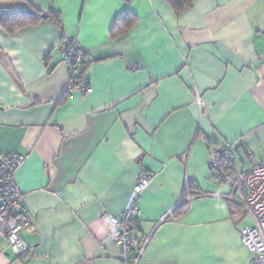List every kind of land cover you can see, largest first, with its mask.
I'll return each instance as SVG.
<instances>
[{"label": "crops", "instance_id": "0c3cea01", "mask_svg": "<svg viewBox=\"0 0 264 264\" xmlns=\"http://www.w3.org/2000/svg\"><path fill=\"white\" fill-rule=\"evenodd\" d=\"M0 8L42 14L0 22V154L27 156L16 181L31 220L21 234L31 255L0 233V264H123L103 216L125 212L143 170L153 177L133 225L137 244L151 236L140 264H252L241 238L253 218L209 163L229 146L231 171L264 163V0ZM70 38L91 91L64 100Z\"/></svg>", "mask_w": 264, "mask_h": 264}, {"label": "built area", "instance_id": "2783aa9c", "mask_svg": "<svg viewBox=\"0 0 264 264\" xmlns=\"http://www.w3.org/2000/svg\"><path fill=\"white\" fill-rule=\"evenodd\" d=\"M131 5L135 0H121ZM61 49L68 66L69 86L73 92L80 90L83 93L91 91L87 81L77 82L79 65L83 60L84 50L76 38L66 40ZM74 88V89H73ZM200 102V99H199ZM232 153V147L213 149L209 169L211 178L217 183L229 184L232 188L230 198L236 200V194L243 196L244 209L253 218L254 225L241 238L243 245L252 254V264H264V163L255 164L245 171H231L224 168V160ZM27 156L12 152L0 154V233L8 241L9 248L18 256L25 258L31 255V247L21 236L22 231L30 225V217L24 208V193L20 190L16 175L24 164ZM152 173L143 170L138 175L137 184L125 212L121 216L105 214L103 216L110 230L111 240L120 246L123 254V264H130L132 250L136 247L133 235V224L142 214L140 205L141 195L150 185ZM151 236L147 237L138 247V255L132 264H140L143 252Z\"/></svg>", "mask_w": 264, "mask_h": 264}, {"label": "trees", "instance_id": "16d2710c", "mask_svg": "<svg viewBox=\"0 0 264 264\" xmlns=\"http://www.w3.org/2000/svg\"><path fill=\"white\" fill-rule=\"evenodd\" d=\"M173 6L177 9V10H181L183 9L185 6L189 5L191 3L192 0H169ZM42 16V14H40L39 12H27L25 10H21V11H8L6 9H1L0 8V22L1 23H5L7 22V20L12 19V17L14 18L13 21H15L14 26H22L25 25L27 23H33L36 22L38 19H40ZM53 19H55L58 23H59V16L58 15H54ZM85 52L83 55V60L79 65V72H78V76H77V82H75V85H73V87H77L78 84H80L81 82L87 81V83L90 84L89 80L87 79L86 76H84L83 74V68H85V62H84V58H85ZM73 88V89H74ZM73 93L72 88L69 86V88L67 89V92L65 94V96L63 97V99L65 100L66 98H68L69 96H71V94ZM86 94V93H85ZM233 162L231 154L229 155L228 158H226L224 160V168L226 170H229L231 167L229 165H231ZM187 207V202H185L184 204H182L177 211H175L174 213V217H179L184 213V210ZM134 225V224H133ZM133 230V229H132ZM135 238V236H134ZM135 243H136V238H135ZM143 241L139 244L136 243V247L132 250H138V247L140 245H142Z\"/></svg>", "mask_w": 264, "mask_h": 264}]
</instances>
